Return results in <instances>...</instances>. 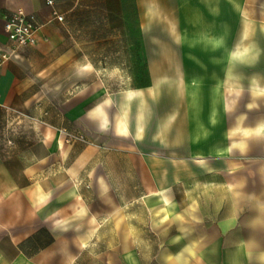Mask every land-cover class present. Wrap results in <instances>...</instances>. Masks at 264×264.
I'll list each match as a JSON object with an SVG mask.
<instances>
[{
  "label": "crops",
  "instance_id": "1",
  "mask_svg": "<svg viewBox=\"0 0 264 264\" xmlns=\"http://www.w3.org/2000/svg\"><path fill=\"white\" fill-rule=\"evenodd\" d=\"M54 9L64 16V22L53 17ZM84 9L89 14L98 11L99 17L103 11L105 29H115L110 41L100 35L93 39L90 28L87 42L83 40L85 28L78 16ZM19 10L37 15L42 27L37 42L22 48L0 70V264H80L86 256L108 264L113 251L126 264H143L138 245L154 226L157 233L168 234L161 243L199 245L191 255L172 254L181 264L185 259L190 264L191 260L224 264V259L229 264H264V251H251L254 240L249 236L242 239L248 244L247 251L224 257L217 226L208 228L201 201L193 205V189L188 183L192 180V132L197 126V147L207 151L204 92L194 98L143 90L146 88L113 91L100 70L108 64L109 52L114 53V67L119 70L127 67L125 53L135 52V68L141 72L142 53H159L157 59L150 55L152 81L158 87V69L171 66L165 53L186 50L177 46H191L193 36L214 37V50L232 52V56L239 51V36L253 40L249 51L263 52L262 59L249 58L241 65L233 58L219 67L221 72L223 68L231 71L227 80L222 74L216 81L214 171L201 172L200 178L242 179L241 174L248 170L247 178L264 180L263 159L250 161L245 171H234L237 157L234 143L224 140L228 123L224 116L238 102L234 91L232 97H225L223 89L228 81L238 89L235 85L243 67L249 82L254 79V94L264 93V87L257 89L255 84L256 79L264 84V70H260L264 69V0H55L54 8L47 0H0V46L10 44L4 14ZM168 99L172 101L170 111L182 110L187 117L188 160H184L183 173H177L174 165L161 172L156 156L161 104ZM193 115L199 116L195 126ZM176 121L172 115L162 123ZM259 128L264 129V123ZM161 179L170 181L163 192ZM177 179L184 182V221L161 227L155 224L154 213L161 211V196H167L169 202L168 197L176 193ZM261 191L247 197L244 228L264 222V201L256 198L264 196V188ZM236 196L234 205L243 207ZM193 209L198 213V225L192 224ZM140 211L147 213L153 227L138 222L133 213ZM107 229L114 230L115 239L108 237ZM111 243L117 248L106 246ZM161 258L154 259L162 264Z\"/></svg>",
  "mask_w": 264,
  "mask_h": 264
},
{
  "label": "rangeland",
  "instance_id": "2",
  "mask_svg": "<svg viewBox=\"0 0 264 264\" xmlns=\"http://www.w3.org/2000/svg\"><path fill=\"white\" fill-rule=\"evenodd\" d=\"M100 12L101 17H99L98 11L92 10L89 14L88 10L84 9L83 12L78 16L80 24H82V26L85 28L83 35V40H85V42L88 40L87 30L89 28L92 31L93 39L97 35H100L101 39H107L108 41L113 38L112 32L115 29H111L110 27L105 29L104 23L101 21L103 17V11ZM116 30L118 31L119 28H116ZM131 39L132 38L130 37L128 38L129 42ZM203 39L205 38L193 36L191 40V46H184L183 44L177 46V48L183 47L186 50L165 53L168 56L167 63L171 64V66L158 69L161 73V82L159 83L158 87L153 85L151 76L153 68L150 67V55L155 56V59H157L156 56L159 55V53H142V64H144V67L143 71L141 72L139 67L137 69L135 68L136 59L138 57L135 52L129 51L125 53L127 67L122 70L114 67L117 59H114V53L109 52L107 54L108 61L106 62L108 64L105 65L106 67H102L100 70L104 78L109 82L110 88L113 91L120 89L137 90L146 88L143 90L149 92L159 91L160 93H181L183 95H187V97L191 96L194 98H197L199 93L204 92L207 97V111H205L206 118L205 115L203 117L206 119L208 124V139L204 142L206 143L205 147L207 148V151H201L197 147L200 142V132L197 126V128H194L192 132V149L190 155L192 180L190 182L187 181V183L189 182L188 184L191 183L190 185L193 189V205L201 201L204 207V215L206 216L205 220L208 228L210 229L213 226H217L219 231L218 234L221 235L220 238H223L221 247L225 253L224 257H226L227 253L232 254L235 251L243 253L244 251H247L248 244L246 241L243 242L242 239L247 240L248 236L254 240V243L250 248L251 251H264V222L260 223L259 225L257 223L253 227L247 226L244 228L242 226V222L244 223V220L246 222L247 217L246 204L247 197H249L248 195L259 193L262 194L263 192L261 189L264 188V180L247 178L249 174L248 170H246L250 161L260 159L264 160V129L259 128V126L264 123V93H258L256 95L254 94V79L249 82L246 69L243 67H240L239 69V81L235 85L238 86V92H236L237 90L232 87L230 81H228L229 83L225 82L223 84V89L225 92V97H232V91H234L236 94L234 97H237V106L233 110L229 106V108H227L228 110H226L228 115L224 116L228 122L226 127L227 132L225 131L224 134V140H227L226 142L229 144L234 143V152L235 156L237 157L234 171H240L242 169H244V171L246 170L245 173L241 174L244 176V178L222 179L219 176H208L207 178L202 179L200 178L201 172L214 171V164H212L211 161L214 160L212 158L215 155V145L218 141L215 134L216 116L214 108L216 81L217 76L220 77L222 74L224 80H227V75H230L229 73L231 71V69L229 71V69L223 68V71L221 72V68L219 67L222 64H228V61H231L233 58H238L241 65L247 63L249 58L251 60L254 58L262 59L263 52L258 51L253 53L249 51L254 41H248L246 36H239V51L234 52V56H232V52L228 51L217 53L214 50V37H208L206 40ZM233 40L235 42L236 37H233ZM205 41L206 43H204ZM111 42H113V40ZM259 42L262 43V37ZM189 48H191V50L187 51ZM139 56H141V54ZM139 60L141 61V59ZM260 70L264 69L261 68ZM139 74H142V76ZM255 84L257 89L264 87V84L258 81V79L255 80ZM165 97L167 96L165 95ZM170 102L172 101L168 99L162 101L163 104H161V140L157 143L159 145V153H157L156 156H158L160 159L161 172L164 170H172L174 165L175 171L177 173H183L184 160H188L187 148L185 149V126L187 124V117L182 113V110L181 112L170 111V106L168 105ZM226 102L227 101L225 100V103ZM192 103H195V100H192ZM172 115L176 117V122L167 124L166 122L162 123L164 119ZM198 118V115L191 116L194 126L196 125V122H198ZM237 119L239 124L236 123ZM4 133L5 134H3V136H6L7 131L4 130ZM166 139L168 141H166ZM164 143H166V146H164ZM157 144H155L154 148H157ZM166 151H169L170 154L167 155L168 152ZM201 152L202 155L200 154ZM167 160H170L171 163L175 164L170 163L167 165ZM251 175L253 176L254 174ZM169 182L170 181L167 182L166 179H161L160 183L162 192L167 188V186L164 187V185H167ZM176 183V193H172L171 196L168 197L169 202L167 196H161V199L159 200V204L162 206H159L161 211L154 213V222L156 225L161 227L167 226L169 224L171 226H177L182 225L184 221V212L182 211V206L184 203V182L177 179ZM235 193L237 194L236 197L242 199V203L240 205L243 207L238 208L236 205H234L233 196ZM256 198L264 201V196L262 195H256ZM167 203H170V206H165ZM178 205L181 206V211L178 210ZM135 214H137L139 217L138 222H140V224L147 225L149 227L152 225L153 227V224H151L150 220L148 219L147 213L140 211L138 213H133V215ZM198 220V213H196L195 209H193L192 224L196 225L197 223L198 225ZM132 223H136L135 220ZM250 230L251 232L249 234L248 231ZM113 231V229L106 230V233H108L107 235L110 239H115ZM170 231L172 232V229ZM151 235L155 236H152L151 238ZM167 235L168 234L164 232L157 233L155 226L154 230L153 228H149L147 230V234L145 233L144 235L145 241L138 245L143 253V264H158L154 258L159 256H162V264H181V261L178 262L173 258V253H188V255H191V250L195 251L197 247H199V245L195 243L181 245L161 243V241L167 239ZM150 240L151 242H147ZM106 246H113V249H115L118 245L111 243V245L109 244ZM183 261L186 264H190L187 259ZM191 261V264L198 263L196 260ZM106 262H108V264H126L123 259L119 258V254L114 251L112 258ZM228 262L230 261L224 259V264H229ZM244 262L247 263V261ZM80 264L100 263L91 258V256H86L83 258V260H81Z\"/></svg>",
  "mask_w": 264,
  "mask_h": 264
},
{
  "label": "built area",
  "instance_id": "3",
  "mask_svg": "<svg viewBox=\"0 0 264 264\" xmlns=\"http://www.w3.org/2000/svg\"><path fill=\"white\" fill-rule=\"evenodd\" d=\"M47 4L54 8L55 0H47ZM52 15L59 22H64L65 20L64 16L55 9ZM4 21L5 31L10 44L4 47L0 46V70L16 56L22 48L37 42L36 34L42 27L37 15L27 13L23 10L4 14Z\"/></svg>",
  "mask_w": 264,
  "mask_h": 264
}]
</instances>
